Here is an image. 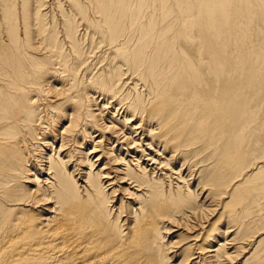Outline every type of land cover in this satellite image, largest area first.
I'll use <instances>...</instances> for the list:
<instances>
[{
	"label": "bare ground",
	"instance_id": "6f19581e",
	"mask_svg": "<svg viewBox=\"0 0 264 264\" xmlns=\"http://www.w3.org/2000/svg\"><path fill=\"white\" fill-rule=\"evenodd\" d=\"M62 1L0 0V264H264V0Z\"/></svg>",
	"mask_w": 264,
	"mask_h": 264
},
{
	"label": "rangeland",
	"instance_id": "374dc122",
	"mask_svg": "<svg viewBox=\"0 0 264 264\" xmlns=\"http://www.w3.org/2000/svg\"><path fill=\"white\" fill-rule=\"evenodd\" d=\"M45 1V3H47L44 7H43V10L45 11V13H47L48 15H49V18H51V19H53L54 18V16L59 12H56L58 9L57 8H55V7H53V5L52 4H49V2H51V1H53V0H44ZM63 1L61 0V3H62ZM64 4V3H63ZM50 5H52V6H50ZM46 7V8H45ZM63 7L65 8V7H67L66 6V4H64L63 5ZM55 8V9H54ZM57 9V10H56ZM48 10V11H47ZM55 11V12H54ZM53 12V13H52ZM53 14V15H52ZM51 16V17H50ZM70 179V178H69ZM125 202H126V204L129 202V200H125ZM180 259V258H179ZM178 261H171V263L172 264H175V263H177Z\"/></svg>",
	"mask_w": 264,
	"mask_h": 264
}]
</instances>
